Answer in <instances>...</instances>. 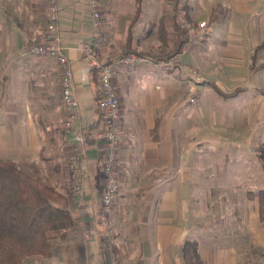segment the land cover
Returning a JSON list of instances; mask_svg holds the SVG:
<instances>
[{
  "label": "crops",
  "instance_id": "crops-1",
  "mask_svg": "<svg viewBox=\"0 0 264 264\" xmlns=\"http://www.w3.org/2000/svg\"><path fill=\"white\" fill-rule=\"evenodd\" d=\"M57 2L56 32L73 73L75 123L98 126V79L80 51L90 27L86 1ZM177 2L142 0L134 20L135 0H99L98 57L118 62L129 30L131 47L145 53L135 64L117 63L113 72L122 134L118 192L106 213V143L75 140L76 128L64 127L58 61L27 52L31 36L42 39L46 31L47 0H0V158L70 193L73 217L51 238L49 256H28L19 264H186L187 240L198 243L203 264H264L257 201L246 197L238 207L224 182L231 176H221L225 168L214 162L240 156L237 148L248 136L241 125L259 128L264 137V67H249L253 53L257 63L264 61V46L257 48L264 41V0H185L182 9ZM202 20L207 26L197 36ZM174 23L186 32L169 58L175 65L163 70L153 56L175 47ZM210 81L224 92L243 89L223 97ZM257 175L262 184L263 172ZM224 198H232L233 213L221 212Z\"/></svg>",
  "mask_w": 264,
  "mask_h": 264
},
{
  "label": "trees",
  "instance_id": "trees-1",
  "mask_svg": "<svg viewBox=\"0 0 264 264\" xmlns=\"http://www.w3.org/2000/svg\"><path fill=\"white\" fill-rule=\"evenodd\" d=\"M135 1L134 20L140 13L142 0ZM174 26L178 32L175 47L153 56L154 60H168L179 50L186 30L181 24L174 23ZM262 46L264 41L257 48ZM128 53L145 55L131 47L130 30L120 55ZM251 58V69L264 67V61L256 63L254 53ZM210 84L223 97L243 89L237 87L232 92H224L214 82L210 81ZM259 90L264 93V88ZM254 150L263 172V182L261 188L247 190L246 197L257 201L258 218L264 223V144ZM69 203L70 193H63L38 176L22 171L13 160L0 158V264H19L23 258L33 255L49 256L51 238L73 223ZM182 255L186 264H203L198 243L194 240L184 242Z\"/></svg>",
  "mask_w": 264,
  "mask_h": 264
},
{
  "label": "built area",
  "instance_id": "built-area-1",
  "mask_svg": "<svg viewBox=\"0 0 264 264\" xmlns=\"http://www.w3.org/2000/svg\"><path fill=\"white\" fill-rule=\"evenodd\" d=\"M90 17L88 37L81 43V58L84 63L93 70L99 84V97L97 105L100 111V125L91 128H81L75 123L74 108L76 96L74 92L73 73L70 62L61 45L60 35L56 32L59 20V5L57 0H47V26L43 38L36 35L31 36L27 52L35 55H48L55 58L61 69V100L67 109V116L64 120L65 128H76L75 140L83 145L91 140H103L106 143V150L102 160L104 175V189L101 195L103 211L109 213L115 202L118 192L117 173V150L122 130L119 125L120 109L116 88L113 84V72L117 63L131 65L139 62L142 57L134 53H128L119 58V61L102 60L97 55L100 36L102 34L103 19L99 0H85ZM185 0H178L177 5L182 9ZM207 26L206 20L198 23L201 34ZM158 65L166 70L175 65L174 60H159ZM190 100L193 95V88L188 85ZM72 176H75L74 167L71 165ZM72 187H76L73 184Z\"/></svg>",
  "mask_w": 264,
  "mask_h": 264
},
{
  "label": "rangeland",
  "instance_id": "rangeland-1",
  "mask_svg": "<svg viewBox=\"0 0 264 264\" xmlns=\"http://www.w3.org/2000/svg\"><path fill=\"white\" fill-rule=\"evenodd\" d=\"M199 23V22H198ZM200 28L197 24L196 35H199ZM192 40V38L190 39ZM252 59V58H251ZM257 63V60H256ZM264 73V69L261 70ZM230 114V112H227ZM241 133H246L248 135L242 144L238 146L239 155L238 157H229V160L226 161L224 158H216L217 161L214 160L215 164L220 168V170H224V173H220L221 176H225L229 174L231 176L230 179L224 180L226 186L228 187V194L238 199V207L239 202L242 200L244 202L246 195L244 196V189L256 190L262 187L260 183V179L257 180V177L262 174V170L258 161V158L255 154V147L261 144H264V137L261 135V131H258L259 128L254 126H246L241 125ZM263 129V128H262ZM259 132V133H258ZM238 133V132H237ZM239 134V133H238ZM258 134L260 136H258ZM237 166L240 168H244L243 173L237 169ZM237 183H245L246 188H240L236 186ZM254 200V199H253ZM255 201V200H254ZM222 207L224 208L221 212L225 215L231 214L234 212V205L232 202V198L227 199L224 198L222 202ZM219 212V211H218ZM225 223L230 224L232 221H225ZM237 225L239 222H235Z\"/></svg>",
  "mask_w": 264,
  "mask_h": 264
}]
</instances>
